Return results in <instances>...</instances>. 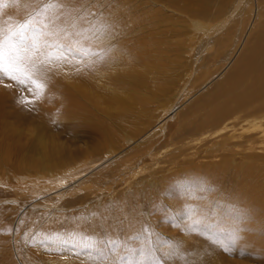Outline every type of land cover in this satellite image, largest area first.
<instances>
[{"label": "bare ground", "instance_id": "6f19581e", "mask_svg": "<svg viewBox=\"0 0 264 264\" xmlns=\"http://www.w3.org/2000/svg\"><path fill=\"white\" fill-rule=\"evenodd\" d=\"M151 1L152 6L158 9L155 13L156 16L151 15L152 21H150L154 23V27L151 25L154 29L152 32H154L153 35L158 41L149 43L151 45H149L150 49H147L149 50L147 52L153 54L154 60L158 55L159 58L156 59L166 62L165 64L168 62L172 66L185 64L183 61L178 62L179 59L172 60L174 54L179 53L180 57H184V59L191 58L196 72L201 74L205 70V75L202 78L206 77V80H202L203 88L201 89H204V91H202V94H198L201 90L190 92L191 94L188 92L190 98H196L183 110L181 116L179 113L178 116H180L181 121L177 123L178 127L174 132H171L167 122L169 119L176 117L175 112L183 101L175 108L167 111L166 116L163 115L164 118L160 117L161 119L155 125L154 123L152 125V117H148L147 119L143 118L142 121L147 125L145 128L133 129L132 127L127 131L126 129L118 130L119 133L124 132L122 136H118L119 134L117 135L114 131L110 132L104 129L103 138L101 139L97 137L96 130H92L90 137H94V139L86 145V150H75L69 148L70 146L56 147L54 143H48L41 135L36 137L37 154L30 152L32 150L31 145L23 149L20 145H17V147L13 145L16 153L19 151L26 153V158L19 161L22 166L20 168L21 176L15 178V181L34 183L44 179L47 185H52L49 190L72 186L83 177L86 174L84 173L85 170L77 172L79 176L76 177L74 176L75 171L81 168H79L81 164H86V161L91 159V149L98 151L105 147L107 153L100 159L102 160L100 163L110 162L106 166L102 165L104 167L101 169L104 172L103 178L107 176L109 179L105 180V183L106 181L108 183L105 184L103 179H100L103 185H100L98 181L97 186L93 188L95 190L89 194L75 195L70 193L68 190L73 189L74 186L68 188L65 192L58 193L57 196L45 193H42L41 196H28L25 194L27 197H24L22 202L24 201L25 205L27 204L30 207L31 213H43V216L41 219L37 218L33 222L30 221L32 226L36 223L38 225H36L37 229L33 232L34 235L30 233L24 243V254H22L23 251L20 252L18 249V241L19 232H23L21 229L25 224V217L23 221L20 219L22 224L20 226L19 222L14 232V246L17 249L18 258L23 264H100L99 256L94 251H89L83 247V237L94 236L99 238L103 236L107 239L108 237L120 238L139 235L141 239L133 243L136 246L141 243L140 246H143L148 238L153 237L152 235L157 229H159L158 231H167L169 227L163 221L170 222V219H173V222L186 232L191 224V213L199 211L196 206L190 208L188 204L198 198V194L196 192L186 193L183 198L184 202L181 203L182 205L180 204L181 208L179 210H181L178 213L176 210L166 212L165 202L169 205L167 208L174 209L176 205L172 206L174 203L170 198L166 200L164 196L161 198L154 192L158 184L164 185L169 182L166 176H162V179L158 178L160 181H157L155 176L168 170L163 171L161 166H158L155 170L151 168L148 174H145L146 176H144L145 171L142 178L139 175V178L133 179L138 176L139 171L137 169L142 166L141 164L153 159L155 152L160 149V147L156 148L153 145L155 141H162V138L169 136V142L182 141V146H187L191 142L194 143L197 139L204 140L205 144L203 150L193 153L187 152L179 146L170 153L167 151L170 156L168 162H166L167 165L178 162L181 158H188L189 163L187 161L186 164L192 170L193 175H191L194 178L198 176V171H200L198 168H205V171H210L211 168L220 169V167L230 169L238 194L236 204L232 209L234 212L232 214L234 218L236 216L237 221L232 220L228 223L233 228L239 226L243 235L242 242H246L245 247L243 246L244 249L241 244L239 246L242 250H239V246L233 249L234 253H239L244 259L243 262H234V264H245V262L249 264L251 260L264 263V220H258L264 213V0H198L196 6L192 5L193 0H181L182 5H180L179 0ZM200 16H203V18ZM164 22H167V24H164ZM136 36L142 42V39H146L148 36L147 31L144 33L143 38L141 33L136 34ZM150 37L149 35L148 38ZM177 38L179 40H176ZM162 49H164V52H162ZM141 55L143 54L141 53ZM218 65L217 70H211V68L213 69ZM128 67H131V65H128ZM170 70L168 68V72ZM56 72L57 67L52 66L50 69L45 70L42 73L43 78L39 79L45 81V78H50ZM99 90L98 93H96L97 90L95 92L98 95L91 93V96H88L91 102L96 98L95 101L99 104L101 111L116 108L118 111L124 112L125 116L129 105L134 100L133 94L135 93L115 91L104 87ZM140 112L142 113V111ZM145 114L147 115V112ZM90 116L92 119L94 115ZM141 116L144 115L141 114ZM126 119L128 120V118ZM96 121L99 122V119L93 121V123L95 124ZM83 130L87 132L89 129ZM19 133L21 134V132ZM17 139L19 140V137ZM120 139L128 146H125L127 148L125 151V148H120L121 143L120 145L118 143ZM212 159H217L218 161H215L218 163H215ZM201 160H208L207 164H202ZM156 162L154 166L157 165ZM97 167L99 165L94 166L93 169ZM11 171H9V174ZM176 171L174 173L177 174ZM212 172L215 173L216 171L213 170ZM184 173L188 174L187 170H184ZM119 181L120 183L126 182L129 184L126 191L116 192V189L121 186L118 183ZM147 187L152 190V194H148L150 191L147 192ZM105 188H110L112 191L107 192L104 190ZM202 189H206V187H201L200 190ZM55 191L57 190L51 192L55 193ZM214 199V196H210V199L205 200L204 204H207L209 209H207V212H203L210 214L214 221L224 222V216L230 213L226 209L228 207L218 199ZM160 207H162V210L159 209ZM227 220L229 221V219ZM160 221L163 222L161 225L164 226L163 228H157ZM144 224L150 225L149 233L141 231L145 227ZM34 237L36 238L31 243L30 241ZM220 255V253L217 255L213 264H231L227 260H223Z\"/></svg>", "mask_w": 264, "mask_h": 264}, {"label": "rangeland", "instance_id": "374dc122", "mask_svg": "<svg viewBox=\"0 0 264 264\" xmlns=\"http://www.w3.org/2000/svg\"><path fill=\"white\" fill-rule=\"evenodd\" d=\"M196 1L198 0L192 1L193 6L197 5ZM61 2L65 4V9H61V11H71L73 17H78L76 24L77 29L80 32L90 36L91 32L89 29H92L93 26H95V28L102 29L103 35L100 36L99 40H96L95 37H93L92 40L82 41L85 48L88 49L89 54L86 57L77 58L67 62L52 61L49 65L51 67H57V72L56 74L52 73L53 75L50 78H45V81L39 79L43 78L42 73L44 71L40 72L37 78L44 84V90L39 96H33L31 93L22 90L20 86L15 85L14 82L7 78L0 79V264H16V262L17 264H23L18 258L17 249L14 246V232L19 222L20 226L22 224L20 219L22 221L25 219L27 223L24 221L26 225L24 224L21 229L24 233L19 232L18 241V249L20 252L23 251L22 254H24V243L30 233L31 235H34L33 232L37 229L36 225H38L36 223V225L34 224V226H32L30 221L33 222V220H36L37 218L41 219L43 216V213H31L32 210H30V207H28L27 204L25 205L24 201L22 202L24 197H27V195L41 196L42 193L57 196L58 193L65 192L68 188L70 189L73 186V189L68 190L70 193L84 195V193L89 194L95 190L93 188L97 186L98 181L100 185H103L105 180H109L107 176L103 178L104 172L103 170L101 171L104 167H102V165L106 166L110 163H100L102 162L100 159L107 153L106 148L104 147L98 151L91 149V155H94H92V157L90 155L91 159L87 160L86 164H81L79 166V168H81L75 171V177L79 176L77 172L81 170H85L84 173H86V176L84 175L81 177L82 179L80 178L77 180L72 186L64 187L62 189H54L57 190L55 193H52L54 190H49L52 185H47L44 179H40V181H35L34 183L17 182L15 181V178L21 176L20 168H22L19 161L26 158V153L23 151L16 153L13 149V145L16 147L17 145H20L22 149L31 145L32 150H30V152L37 154L38 144L36 143V137L41 135L48 143H54L56 147L70 146L69 148L71 149L86 150V145L94 139V137H90L92 130H96V134H98L97 137L101 139L103 138L104 129L110 132L114 131L117 135L119 134L118 136H122V133L124 134V132L121 131V133H119L118 130L126 129L127 131L128 129H132V127L133 129L140 127L145 128L147 125L144 124V122L142 123V121L148 117H152V125L153 123L155 125L158 120L167 113V111L175 108L176 105L183 101L181 106H179L175 112L177 114L176 117L169 119L167 122V126L170 127L171 132H174L178 127L177 123L181 121L180 116L182 115L183 110L186 109L194 98H196L191 97V99L190 94L195 90L200 91L203 88V81L206 80V77L202 78L205 75V70L201 72V74L196 72L194 63L191 62V58L184 59V57H180L179 53L174 54L172 60L176 61V59H179L178 62L183 61L185 64L183 63V67L177 64L172 66L168 64V62L165 64L166 62L156 59L157 57L159 58L158 55L154 60L153 54L147 52L149 51L147 49H150L149 45H151L149 43L158 41L153 35L154 32H152L154 30V23L150 22L152 21L151 15H155L158 9L152 6L151 0H61ZM179 2L181 3L180 5L183 4L181 0H179ZM42 7L43 5L40 0H0V30H3L5 33L15 31L25 20L30 17L38 16ZM55 11V9L49 10L48 15H52ZM200 17L203 18V16ZM164 24H167V22H164ZM146 31L148 36L146 39H142L141 42V39L139 40L136 34L141 33V37L143 38ZM149 35L151 36L150 38H148ZM179 38L181 39V37ZM179 38L176 40H179ZM163 50L164 49H162V52H164ZM141 53L143 55H141ZM152 60L154 61L152 62ZM187 63L191 65L189 66ZM128 65H131V67H128ZM50 66L48 67L49 69L51 68ZM139 67L141 70H139ZM218 67L219 65L213 67V69L211 68V70H217ZM168 68L169 70H172L168 72ZM144 71L147 73H144ZM190 78L192 79L190 80ZM193 81L196 83H193ZM57 82L60 83L57 84ZM102 87L113 89L115 91L133 92L136 94H133L134 100L131 102L128 111L125 113L126 117L123 114L124 112L118 111L116 108L107 109L106 111L108 114L106 111L102 110V112L99 108V104L95 101L97 100L96 98L95 100L92 99L94 101L91 102V99L88 98V96L90 97L91 93L98 95L96 93H98L100 91L99 89H102ZM202 91H204V89L198 94H202ZM188 92L191 93L189 94ZM26 100H30L32 103L26 104ZM139 110L142 111V113ZM145 112H147V115ZM179 113L180 116H178ZM141 114L144 116H141ZM90 115H94L92 119H99V122H95L98 127L93 123L95 120H92ZM138 116L141 117V119H139ZM130 117H133L134 119H131ZM126 118H128V120ZM83 129L89 130L85 132ZM19 132H21V134ZM18 137L19 140L17 139ZM169 138L170 136L162 138V141H155V144L153 145L156 146V148L160 147V149L155 152L156 154L153 159L149 161L147 160L145 164H141L142 166L137 169L139 171L138 176L133 179H137L140 176L142 178L145 171L147 173L145 172L144 176L148 174L151 168L155 170L158 166H161V170H168L167 172L169 173H160L158 176H155V178L157 181H160L158 178L162 179V176H166L169 182L164 185L158 184L154 194L161 198L164 196L166 200L170 198L172 203H174L172 206L176 205L174 209L167 208L169 205L165 202L167 209L166 212L176 210L178 213V211L181 210H179L182 205L181 203L184 202V195L186 193L192 194L193 192L198 194V198H195L192 202L190 201L188 207L194 208V206H196L199 208V211L191 213V224L186 232L179 225H176L175 222H173V219H170V222L163 221L169 229L167 231H158L159 229H157L152 235L153 237L148 238L147 241L143 243V246L149 249H161V252H155V255L158 257L162 255L163 251H168L169 245L177 246L180 249L183 258L177 259L173 257L167 261V264H177L179 262L182 264H213L214 259H216L219 253L223 260H227V262L231 264H234V262H243V256L239 253H234L233 251L226 252L221 247L213 244L209 239V233L204 231L203 225H197L195 223V219L198 217L201 220L212 223V225L214 224V230H217L218 228L231 230L233 228L228 222L237 219L236 216L234 218L232 214L234 212L232 209L236 204L238 191L236 190V183L231 174L232 172L226 167H224L225 169H222L221 167L220 169L211 168V172L209 170L205 171V168H198L201 172L198 171L197 178H194L192 176V170H190L188 164H186L187 161V163H189V160H187L188 158H183L186 161H183L181 158L178 162L176 161L171 165H167L166 162H168L167 160H169L170 157L169 154H167V151L170 153L179 146L183 147L185 151L187 150V152L193 153L203 150L205 144V142H203L204 140L197 139L194 143L191 142L190 144H187V146H182V141L178 142L176 140V144V141L174 143L169 142ZM20 140L21 142H19ZM122 141L123 140L120 139L118 143L119 145L121 143L120 148H125V151L128 146ZM96 152L99 153L97 154ZM208 160L210 161L211 159ZM208 160H201V162L206 165ZM215 160L212 159V161ZM217 161H215V163H218ZM155 162L157 164L156 166H154ZM97 164L101 167L93 169L94 166H98ZM90 168L93 170L89 172V170H91ZM183 169L187 170L188 174L184 173ZM212 169L216 172L213 173ZM4 171L5 173H3ZM9 171H11V175L9 174ZM175 171L177 174L174 173ZM171 172L174 174H171ZM15 173L19 174L16 175ZM178 174L181 175L179 176ZM98 177L100 178L97 179ZM96 179L97 181H95ZM100 179H103V182ZM106 183H108V181H106ZM118 183H120V181ZM120 185L121 186L116 189V192L126 191L129 187V184L126 182L120 183ZM185 186H187L188 189ZM201 187H206V189L200 190ZM104 190L107 192L112 191L110 188H105ZM147 192L148 194H152V190L149 187H147ZM210 196H214L216 200L218 199L228 207L226 209L230 213L225 215L226 217L224 216L226 219H223L224 222L217 220L214 221L210 214H206L207 209L209 208L204 202L206 199H210ZM178 203L179 205H177ZM159 209L162 210V207ZM203 211L206 212L204 213ZM227 219H229V221ZM260 219L264 220V213L258 218V220ZM163 222L160 221L157 228L162 227L161 225ZM150 229L151 227L149 224L145 225V232L149 233ZM35 238L36 237L30 242L32 243ZM140 245L142 244L140 243L138 246ZM241 245V247H245L246 242H241ZM241 247L239 246V250H242ZM250 262L251 263L249 264H264L263 262H258V260H251ZM161 264H164L163 260L161 261ZM245 264L247 263L245 262Z\"/></svg>", "mask_w": 264, "mask_h": 264}, {"label": "snow or ice", "instance_id": "6c2138e0", "mask_svg": "<svg viewBox=\"0 0 264 264\" xmlns=\"http://www.w3.org/2000/svg\"><path fill=\"white\" fill-rule=\"evenodd\" d=\"M43 5L36 17H30L22 22L15 31L5 33L0 30V79L7 78L33 96H39L44 90V84L37 78L38 74L48 69L52 61L67 62L86 57L88 49L83 40L100 39L103 31L100 28L89 29L91 35L77 29L76 20L71 11L65 9L61 0H40ZM55 9L52 15L49 10ZM71 29V31H70ZM26 104L32 103L30 100ZM197 225H203L204 231L209 233L210 241L226 252L236 249L243 240L239 226L231 230L218 228L214 230L212 223L195 219ZM142 232L145 230L142 228ZM141 237H108L82 238L83 247L94 251L100 258V264H167L173 257L182 259L177 246L169 245L168 251L161 256L155 252L162 250L136 246L133 242Z\"/></svg>", "mask_w": 264, "mask_h": 264}]
</instances>
